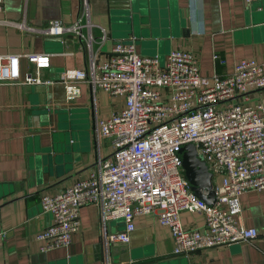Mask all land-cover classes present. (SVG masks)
Returning a JSON list of instances; mask_svg holds the SVG:
<instances>
[{"label":"crops","instance_id":"obj_1","mask_svg":"<svg viewBox=\"0 0 264 264\" xmlns=\"http://www.w3.org/2000/svg\"><path fill=\"white\" fill-rule=\"evenodd\" d=\"M112 1L91 0L86 9L83 0H5L0 9V54L50 53L40 76L52 81L23 84L0 79V264H100L106 257L112 264H264V190L247 191L224 206L242 224L258 230L253 240L175 255L170 229L156 214H147L135 218L129 242L105 247L100 209L89 204L81 208V228L69 246L41 250L43 242L36 235L53 221L41 197L84 177L99 159L113 152L103 145L105 140L112 146V141L99 137L97 120L122 107L124 98L112 97L101 88L93 91L83 82L80 96L69 102L61 82L66 70L88 67V32L93 34L92 51L98 61L111 53L116 42L129 39L111 34L123 31L111 28ZM174 6L170 22L174 34L169 42L157 45L152 35L140 37L136 44L141 53H165L166 58L173 48L191 49L199 55L201 74L208 77L230 74L244 57L264 63V0H174ZM87 10L92 24L84 28V37L69 32L48 35L19 26L24 22L41 27L57 18L70 24L80 15L87 18ZM141 17L145 20L141 28L160 32L153 26L155 15L148 12ZM35 73L34 61L23 56L20 78ZM240 99L264 106V87L250 88ZM48 147H56L53 156L58 159L40 171L37 158ZM181 219L185 228L206 229L203 213L184 211ZM124 227L123 219L113 221L109 231Z\"/></svg>","mask_w":264,"mask_h":264},{"label":"built area","instance_id":"obj_2","mask_svg":"<svg viewBox=\"0 0 264 264\" xmlns=\"http://www.w3.org/2000/svg\"><path fill=\"white\" fill-rule=\"evenodd\" d=\"M4 2L0 0V9ZM83 4L88 9L89 1ZM91 24L89 13L70 24L57 18L41 27L24 22L19 26L48 35L69 32L84 37V28ZM92 36L91 32L86 36L91 48L88 67L66 70L61 78L67 101L76 100L80 84L86 82L93 91L101 88L112 97H123L125 103L108 118L97 120L99 137L112 141L111 157L99 159L71 185L41 197L53 218L36 235L43 242L41 250L69 246L81 228V208L89 204L100 209L105 247L129 242L135 218L147 214H156L170 229L175 255L257 238L256 228L242 224L224 206L247 191L264 190V106L240 99L250 88L264 87V63L244 57L230 74L208 77L201 74L199 55L191 49L173 48L162 63L159 54L141 53L134 41L116 42L111 53L98 61ZM23 56L34 61L36 73L21 79ZM50 57L44 51L1 53L0 79L50 83L40 76ZM186 144L196 146L213 175V203L191 189L181 156ZM184 211L203 213L206 229L185 228ZM121 219L124 229L109 231L111 222ZM100 264L112 263L106 257Z\"/></svg>","mask_w":264,"mask_h":264},{"label":"water","instance_id":"obj_3","mask_svg":"<svg viewBox=\"0 0 264 264\" xmlns=\"http://www.w3.org/2000/svg\"><path fill=\"white\" fill-rule=\"evenodd\" d=\"M89 2L91 0H88ZM147 1V5L145 4ZM113 0L110 16L111 28H122L121 33L111 34L115 37H126L123 42H139L138 38H148L153 36V40L158 45L168 43L170 37L174 34V29L170 27V22L173 19L174 0ZM141 7V5H144ZM147 6V7H146ZM146 7V8H145ZM150 12V15H155L156 22L153 26L160 28V32H151L148 29L141 28V24L145 22L144 14ZM118 24V25H117ZM136 37L130 39L131 37ZM63 40V38H62ZM143 42V39L141 40ZM159 54V53H156ZM162 63L164 62L165 53L159 54ZM42 156L37 158V165L40 171H46L51 168L54 162H57L58 157L53 156L56 147L43 148ZM65 151H70V148H65ZM181 156L184 162L186 176L190 181L191 189L208 203H213L216 199L212 188V173L210 172L206 162L197 154L196 146L194 144H186L182 147ZM203 191H209V194H204Z\"/></svg>","mask_w":264,"mask_h":264},{"label":"rangeland","instance_id":"obj_4","mask_svg":"<svg viewBox=\"0 0 264 264\" xmlns=\"http://www.w3.org/2000/svg\"><path fill=\"white\" fill-rule=\"evenodd\" d=\"M109 141V140H108ZM104 142V146L106 147V149H108V151H110L111 150V152H112V150H113V146H110L105 140L103 141ZM106 142V143H105ZM110 142V141H109Z\"/></svg>","mask_w":264,"mask_h":264}]
</instances>
